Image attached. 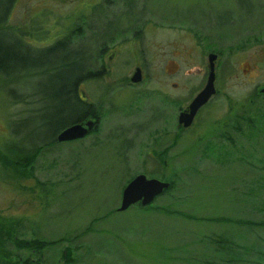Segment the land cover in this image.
I'll use <instances>...</instances> for the list:
<instances>
[{"label": "rangeland", "instance_id": "rangeland-1", "mask_svg": "<svg viewBox=\"0 0 264 264\" xmlns=\"http://www.w3.org/2000/svg\"><path fill=\"white\" fill-rule=\"evenodd\" d=\"M77 1L13 0L7 23L15 28L11 44L20 35L32 47L46 48L67 35L80 17L71 10L78 8ZM148 2L147 19L187 20L189 32H179V39L165 33L158 42L146 37V61L109 62L105 70L98 62L83 61L87 75L79 82V94L101 120L83 138L42 144L72 117L63 113L71 110L72 100L46 95L39 101L33 92L50 91L49 78L31 76L28 68L16 81L0 75V150H29L34 144L41 149L27 174L0 163V225L14 229L13 238L56 241L41 251H18L10 239L5 247L17 254L16 260L264 264V0ZM1 4L0 16L6 1ZM96 33L99 45L101 33ZM91 34L79 33L71 47L87 52ZM205 35L221 50V94L184 127L177 109L187 104L197 79L205 75L207 53L198 45V40L208 43L200 40ZM63 39L68 43V37ZM158 49L171 51L170 64L154 61ZM21 51L15 67H29ZM137 66L140 83L126 84ZM157 73L167 77L166 83L178 84L170 92L175 106L169 121L162 119L165 110H157L167 107L154 95L161 87L153 78ZM25 94L26 101L21 99ZM158 111L162 114L156 118ZM248 118H255L250 136ZM140 173L172 187L149 207L138 202L119 211L124 187Z\"/></svg>", "mask_w": 264, "mask_h": 264}, {"label": "flooded vegetation", "instance_id": "flooded-vegetation-1", "mask_svg": "<svg viewBox=\"0 0 264 264\" xmlns=\"http://www.w3.org/2000/svg\"><path fill=\"white\" fill-rule=\"evenodd\" d=\"M79 6L76 8V10L71 9L72 13L80 14V17L78 18V22L74 23L71 28L69 29V33L65 36H59L55 38L54 41L50 42L51 44L48 46H45L46 48L57 43L62 42V39L64 37H68L69 41L66 42V47L71 50V55H73L74 58L84 61V62H98L103 65V70H105L106 63H118V62H141L146 61L147 55L145 51V38L149 35L151 38L158 42L162 38H165L163 34L169 33L172 36H175V38L179 39L181 38V35L179 32H189V29H187V26L189 23L187 20L181 22L179 20H172L170 18H165L163 16H160V21L164 22H155L153 19H147L146 16L149 14V8L148 0H78ZM151 10V9H150ZM86 20L85 24H82L83 21ZM154 21V22H153ZM183 27V28H182ZM83 31H91V40H93V43L91 45L86 46L87 52L78 51L77 49H74L71 47V44L73 43V40L81 38L79 33H82ZM100 31L101 34L98 35L99 40H101L100 44H95V37L97 38V34L95 32ZM184 34V33H183ZM189 34V33H187ZM185 35L186 37H190L189 35ZM170 35V36H171ZM168 36V37H170ZM200 40H208V37L205 35ZM45 41L44 43L47 44L48 41ZM70 42V43H69ZM154 42V43H155ZM172 42V41H170ZM171 44V43H170ZM199 47L203 48L205 53H207L206 56V72L202 79H197L196 82L198 84L196 85L194 89V94L190 98V100L187 102L184 106H178L177 109V121L179 113L182 111H189V104L192 101V99L204 88V86L207 83L208 76L210 73V62H209V55L214 54L213 58V87H214V93L210 96L208 101L203 104L201 107L198 108L196 111L192 124L197 119V117L200 116V114L203 112V109L212 103L214 100L218 99V96L221 94V79H220V69H221V50H218L216 48L217 42L208 40V43L199 42ZM44 47V46H43ZM210 49V50H209ZM209 50L208 52H206ZM152 58L154 61L158 60H164L166 59V62L170 64V58L174 59V55L171 54V51L164 54V52L160 49H158L156 52H153ZM140 68V67H135ZM163 76L160 73H157L154 75V79L161 85V87H158L156 92H154L156 96L161 97V101L163 104H165L167 107H164V109H157L161 110L162 113L164 110L166 113H163L162 119L164 121H169V111L173 106H175V100L174 97L171 95V91L175 90V87L178 86L176 83H166V79L160 77ZM174 73H170V76H173ZM104 76V74H103ZM132 76V74H131ZM131 76L128 77V80L126 84L133 85L136 84L135 82L131 81ZM105 77V76H104ZM143 79V78H142ZM133 83V84H132ZM140 83V82H139ZM166 83V86H165ZM125 84V83H124ZM185 86H189L188 84H185ZM190 88V87H189ZM188 88V90H189ZM262 89L261 93H264V87H261ZM197 90V91H196ZM79 89V83L76 86L74 90L75 95V102L86 104L91 111L89 110L83 117L76 123H80L82 125H85L86 121H93L95 127L101 122L99 119V116L95 114V110L93 109L89 103H86L85 98L82 97V94L80 93ZM189 99V98H188ZM253 96L252 98H249V102H253ZM158 111V115H156V112L154 116L156 118L161 117L160 114H162ZM166 117V118H164ZM168 118V119H167ZM220 122L214 121V126L219 127ZM181 125V124H179ZM191 126V125H190ZM189 127V126H188ZM93 129V128H92ZM92 129L90 131H92ZM95 129V128H94ZM88 132V134L90 133ZM168 132V131H167ZM87 134V135H88ZM221 135V132L215 131V135ZM219 135V136H220ZM21 260V258H19ZM23 261H28L26 258Z\"/></svg>", "mask_w": 264, "mask_h": 264}, {"label": "trees", "instance_id": "trees-1", "mask_svg": "<svg viewBox=\"0 0 264 264\" xmlns=\"http://www.w3.org/2000/svg\"><path fill=\"white\" fill-rule=\"evenodd\" d=\"M0 1L2 2L3 0ZM4 1H6V6L4 7V11L0 16V75L6 74V76H8L9 78L5 77L3 78V80H19L21 73L26 71L28 68L30 70L31 76L41 74L47 75L49 78L48 82H50L51 85L49 87L50 91H48L46 94L33 92L34 97H39V101L43 96L46 97V95H48V98L64 97L66 99H69L70 101L72 100L71 110L63 112L64 114L72 113V117L67 121L61 123V125H59L55 129L53 135L42 142V144L50 145L53 141H57L56 136L63 128L70 124L78 122L83 117V115H85L89 110L91 111V109L86 104L75 102L74 90L86 74L83 71L84 64L83 61H80L74 58L73 55H71V50L66 47V42L64 39H62V42H57L47 48H36L29 45L27 41L24 38L23 40L17 33L19 37H15L14 42H12L11 44L12 40L10 30L15 31V28L11 25L8 27L7 23L8 14L10 12L13 0ZM1 2L0 8H3L4 4H1ZM16 30L19 29L16 28ZM23 35L24 37L26 36L25 33H23ZM15 44L16 46H14ZM21 49H23L25 52L24 57H28L29 67H24L25 65L23 67H15V61L23 57ZM6 68L8 69V71L6 70ZM57 72H60L63 75H60V73L56 74ZM8 90V92H10V89ZM25 97L26 94L24 97H21V99L25 100ZM254 119L255 118H248V121H246L248 123L246 133L249 134V136L253 132V128L255 125ZM240 127V125L237 126V129H239L237 130L238 132L242 131ZM5 148V150H0V163L4 166V168H13L15 170L17 169L16 171L18 172L25 171V173L26 169L29 171L33 160L41 150L37 144H34V147L29 148V150H23L22 148H16L15 150H12L10 149V147ZM171 187L172 183L169 184L168 189H170ZM167 190H164L162 193L166 192ZM150 204H148L147 207H149ZM176 214L180 215L179 213ZM13 231L14 229L9 226L0 225V259H4L5 264H26V262L20 261V259L16 260L17 254L15 252H12L13 254H11V251L6 249L5 245L7 242L11 241L10 239H13L12 242L14 244L15 250L18 251L25 249L41 251L49 244H53L56 242H47L44 240L39 241L37 239L27 240L17 237L13 238ZM63 259V261H65V256L63 257ZM0 264H2L1 261Z\"/></svg>", "mask_w": 264, "mask_h": 264}, {"label": "water", "instance_id": "water-1", "mask_svg": "<svg viewBox=\"0 0 264 264\" xmlns=\"http://www.w3.org/2000/svg\"><path fill=\"white\" fill-rule=\"evenodd\" d=\"M214 54L209 55L210 73L204 88L192 99L189 104V111H182L178 116V124L188 127L192 124L194 115L199 107L205 104L210 96L214 93L213 87V58ZM141 80V70L136 68L132 82ZM94 122L86 121L85 125L74 123L63 128L56 136L57 141H69L78 138H83L88 132L94 128ZM169 182L160 181L154 178H148L140 173L134 176L124 187L121 195L119 211H124L135 203H140L142 206L150 204L156 196L160 195L164 190L168 189Z\"/></svg>", "mask_w": 264, "mask_h": 264}, {"label": "crops", "instance_id": "crops-1", "mask_svg": "<svg viewBox=\"0 0 264 264\" xmlns=\"http://www.w3.org/2000/svg\"><path fill=\"white\" fill-rule=\"evenodd\" d=\"M215 245H216V244H215ZM215 245H212V247H213L214 251H216V250H217V247H215V248H214V246H215Z\"/></svg>", "mask_w": 264, "mask_h": 264}]
</instances>
